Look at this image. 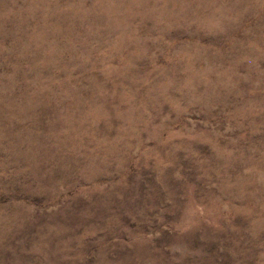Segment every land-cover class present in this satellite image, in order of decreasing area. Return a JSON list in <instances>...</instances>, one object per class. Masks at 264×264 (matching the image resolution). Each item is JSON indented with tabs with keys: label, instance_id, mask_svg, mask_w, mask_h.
<instances>
[{
	"label": "rangeland",
	"instance_id": "1",
	"mask_svg": "<svg viewBox=\"0 0 264 264\" xmlns=\"http://www.w3.org/2000/svg\"><path fill=\"white\" fill-rule=\"evenodd\" d=\"M0 264H264V0H0Z\"/></svg>",
	"mask_w": 264,
	"mask_h": 264
}]
</instances>
